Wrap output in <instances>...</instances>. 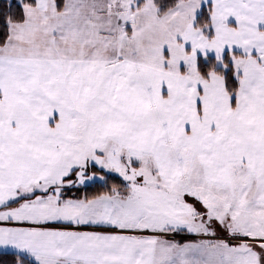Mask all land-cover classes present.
Wrapping results in <instances>:
<instances>
[{"label":"snow or ice","instance_id":"snow-or-ice-1","mask_svg":"<svg viewBox=\"0 0 264 264\" xmlns=\"http://www.w3.org/2000/svg\"><path fill=\"white\" fill-rule=\"evenodd\" d=\"M0 264H264V0H0Z\"/></svg>","mask_w":264,"mask_h":264}]
</instances>
